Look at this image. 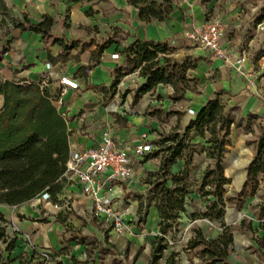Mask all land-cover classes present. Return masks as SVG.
<instances>
[{"label":"trees","instance_id":"trees-1","mask_svg":"<svg viewBox=\"0 0 264 264\" xmlns=\"http://www.w3.org/2000/svg\"><path fill=\"white\" fill-rule=\"evenodd\" d=\"M71 1L89 3L95 0ZM125 1L136 9L139 21L145 24L153 21L165 22L173 11L172 0ZM210 1L201 0V3L207 4ZM91 13V10L85 12L87 16ZM53 25V18L47 15H43L36 23L31 22L25 14L21 18L14 17L5 1L0 0V62L8 51L9 37L13 29L34 32L46 39L51 37ZM117 33L122 32L115 28L111 38L101 43L90 39L79 45L76 54L71 57L77 58L79 54L94 46V49L89 51V64L76 70L79 76L86 77L87 70L98 63L101 54L113 43V37ZM52 43L60 46V52L56 56L47 55L48 61L53 64L68 61L70 51L78 46V41H66L64 38H53ZM115 51L122 57V63L114 68V79L110 87H98L105 97L114 94L112 90L125 75L123 67L126 65L130 66L129 73L137 70V76L145 80L134 94L133 103L142 95L152 92L158 85L171 87L172 92L168 98L173 103L184 100L186 91L196 92V80L187 77L186 72L195 69L198 60L190 56H186L181 62L174 60L172 54L175 48L166 40L135 38ZM259 57H264V50H259L256 58ZM222 94L224 93L217 92L208 99L194 112V118L181 128L180 133L172 132L151 141L155 148L145 155L144 161L159 154L160 161L157 171L147 173L144 179V184L149 188L146 204L143 207L142 201L138 200L136 208L140 222L144 220L150 207H154L158 217V234L149 241L150 255L147 264H159L164 252L169 248L167 236L174 238L180 214L186 212L185 202L191 193L189 181L193 176L191 160L192 155L196 153L190 142L192 135L204 140L205 146L201 148V152L212 161V165H207L202 172L198 189L200 198L205 199V209L200 213L191 212L189 219L216 222L220 231L215 236L206 238L200 227L191 228L186 241V261L187 264H227V259L233 251V233L232 228L224 223L223 215L226 202L231 199L224 197L230 178L225 176L221 163L231 146L232 129H241L253 138L252 157L243 168L245 172L242 170L244 180L232 199L234 207L239 210L248 199L257 198L254 204L256 224L246 222L243 218L239 226H245L240 229L243 232L261 233L255 238V252L259 262L264 264V193L258 194L264 184V122L251 113L243 116L235 106L228 108L221 99ZM56 95L47 90L41 82L6 80L0 76V204L18 206L44 193L47 195L46 201L52 205L62 202L60 196L66 187L63 173L68 159L69 130L67 120L54 105ZM168 113L176 115L177 122L182 117L177 111ZM179 161L183 162L182 165L173 172L172 168ZM4 223L5 220L0 216V241L6 243L4 251L10 254L15 239L11 238L6 242L8 236L5 234ZM76 243L83 245L79 240ZM140 250L141 247L136 250L134 259ZM193 250L197 252L190 255ZM63 253V248L49 254L37 253L34 250L30 259L37 256L46 261L45 258L48 257L52 264H61L53 260ZM85 253L89 256V252ZM12 261L13 259L7 257L6 261L2 262L0 252V264ZM71 261L73 264L77 263L74 258ZM177 263V253L170 250L162 264Z\"/></svg>","mask_w":264,"mask_h":264},{"label":"crops","instance_id":"crops-1","mask_svg":"<svg viewBox=\"0 0 264 264\" xmlns=\"http://www.w3.org/2000/svg\"><path fill=\"white\" fill-rule=\"evenodd\" d=\"M4 1L14 17L21 18L25 14L34 23L38 22L43 15L50 16L54 20L51 37L46 39L30 31L19 29L11 31L8 51L0 62V76L6 80L43 82L50 91H53L54 83L62 75L79 79V89L76 92H68L64 96L63 106L59 110L61 113H67L66 120L71 143L88 147L97 136L96 129L78 124L75 119L78 112L85 116L86 124L106 119L113 122L114 131L118 135L135 141L137 136L145 131L146 121L149 119L153 122V117L146 113L149 105L152 109H159L165 113L180 112L182 114L180 126L183 128L194 117V115L187 114L186 109L190 108L196 112L217 92L224 93L221 99L228 108L235 106L243 116L251 113L260 117L259 121L264 122V66L261 61L251 62L246 58L242 64L243 71H237L184 39V34L202 21L203 5L200 0H172L173 11L169 20L153 21L148 24L139 21L136 9L129 6L125 0H95L89 3H74L71 0ZM96 2L101 5L108 4L106 11L109 18L107 24L110 27L108 31L112 30L111 33H113V29L116 28L124 35L122 40H117L114 36V42L103 51L98 63L87 70L86 77H82L76 73V70L78 67H85L89 64V51L93 50L94 46L92 45L88 50L79 54L77 58L71 56L76 54L81 43L89 41L84 39L83 34L78 33V28L90 23L89 19L92 15H98L100 9L95 6ZM115 9L120 12L114 14ZM89 10L92 14L87 16L85 12ZM58 21L65 24L58 26ZM53 38L78 41V46L70 51V58L65 63L53 64L47 59L48 54L54 57L60 52V46L52 43ZM135 38L166 40L174 48L184 47L183 50L187 56L198 60L195 69L187 71V76L196 80V92L186 91L184 100L173 103L168 98L172 92L171 87L158 85L156 91L158 87H162L163 94L156 93L162 99L151 100L142 96L130 108L127 102H124L119 105L118 113L106 114L103 106L115 94H118L117 86L112 90L114 94L111 96L108 94V97L98 90L99 86L109 88L114 79L113 70L118 63L111 59L110 54L116 52V48L121 49L122 46L131 43ZM118 41L119 45L116 43ZM118 62L119 65L122 63L121 56ZM47 71L52 73L51 77L42 78ZM137 79L139 83L137 88H139L145 80ZM147 135L151 142L150 134L147 133ZM145 162L147 161H143L142 165ZM63 194L67 196L69 191L64 190ZM40 201V206L35 199L18 206L0 204V216L5 220L3 224L5 234L15 239L10 254L5 252L6 258L13 259L7 264H20L18 259L20 254L26 255L29 261L34 250L37 253H52L62 248L64 253L56 257L61 264H73L72 258L76 260L75 264H90L82 245L76 243L78 239L70 237V229L67 228L70 225H77L75 221L78 222V220L68 215L66 222H61L55 216L56 208L46 201ZM41 209L45 212H41ZM154 216L157 227L158 217L155 209ZM239 233L240 243H243L246 233L243 231ZM234 246L235 235L233 234V250ZM240 252H245V250ZM254 257L253 264L260 263L257 256L254 255ZM227 260L231 264H237L235 260H231V255Z\"/></svg>","mask_w":264,"mask_h":264},{"label":"rangeland","instance_id":"rangeland-1","mask_svg":"<svg viewBox=\"0 0 264 264\" xmlns=\"http://www.w3.org/2000/svg\"><path fill=\"white\" fill-rule=\"evenodd\" d=\"M201 1V0H200ZM203 5V18L201 22L219 20L225 26L224 36L221 44L226 46L228 50L239 55H244L251 62L260 60L264 66V57L256 58L259 50H264V0H211ZM86 7L88 5H85ZM99 7L98 15L91 16L90 23L82 25L78 28V33L83 34L86 40L90 38L97 42H102L111 38L112 30L108 31V4L95 3ZM114 14L120 11L115 9ZM92 14V13H91ZM62 21H58V26L64 25ZM123 33H117L115 38L117 40L123 39ZM89 37V38H88ZM114 42V41H113ZM117 45L120 42H116ZM124 47V46H122ZM184 47H176L172 54V58L181 62L187 55L183 50ZM192 58V57H191ZM125 75L120 78L116 90H118V102L122 104L127 102L130 108L133 104V96L137 91L139 85L137 70L129 73V65L123 67ZM187 76V72H186ZM188 77V76H187ZM190 78V77H189ZM162 87H158L142 96L148 97L151 100L162 99L160 95ZM142 96L140 98H142ZM147 99V98H146ZM150 100V102H151ZM131 102V103H130ZM1 104V100H0ZM150 104V103H149ZM104 107V106H103ZM153 117V122L146 121L144 126L145 133L150 134V140L156 141L163 136L169 135L172 132H181L180 121L177 122V116L173 113H165L159 109H152L149 105V110L146 111ZM194 117H192L193 119ZM256 132V131H255ZM231 146L229 152L224 155L222 160V168L225 176L230 178V184L225 187V198H231L226 202L224 208L223 221L226 225L232 228V233L235 235V246L231 252V260H235L237 264H253L254 255L257 256L255 249V238L260 232H245L246 236L243 243H240V229L245 226H239L241 219L251 221L256 224L255 202L257 198L248 199L241 209L237 210L234 207L233 197L238 192L243 180V168L246 167L252 157L251 142L253 140L249 133L243 132L241 129L230 132ZM190 142L193 144V149L196 151L192 155L191 167L193 176L190 179L191 193L185 202L186 212L180 214L179 223L174 231V238L167 236V243L169 248L164 252L162 260L159 264L163 263L164 258L168 255L170 250L177 253V264H187L185 254L186 241L190 236V229L193 227H200L206 238L215 236L220 227L216 222H210L205 219L190 220L189 214L193 211L203 212L205 209V199L200 198L198 194L200 177L207 165L211 166L212 161L201 152V148L205 146L204 140L197 136L192 135ZM155 148V146H154ZM185 154V153H183ZM160 161V154L152 157L145 162L144 165L135 164L137 168L136 179L132 182H114L111 190H106L107 194L112 195V210L114 214H118V218L126 223L130 228V232L124 234H117L112 230V224L104 220L103 216H97L92 210L78 208L66 212V214H59L56 212V217L61 222H66V216L74 218L77 225H70V237L78 239L83 243L82 248L84 252H89L90 264H147L150 255L149 241L153 236L157 235V227L155 223L154 207L148 208L147 214L144 216L142 222L139 221V215L136 208L138 200L142 201L143 207L146 204L148 196V186L144 184V179L149 172H155L158 169ZM179 161L176 166L172 168L173 172L182 165ZM264 193V184L261 185L260 192ZM211 199V198H210ZM41 202V201H40ZM40 202L38 203L40 206ZM41 212H45L41 209ZM143 218V217H140ZM106 236V237H105ZM12 237H7L6 242ZM5 244L0 241V252L2 262L6 261L4 251ZM141 247L139 255L134 259L136 250ZM245 250V252H240ZM197 250L191 251L189 254L194 255ZM49 254V253H48ZM20 264H52V261L46 257L44 261L41 257L29 258L26 255L20 254L18 256ZM253 260V261H252ZM53 261H57L54 259ZM240 261V263H238ZM258 262H256L257 264ZM227 264H231L227 260ZM261 264V263H258Z\"/></svg>","mask_w":264,"mask_h":264},{"label":"built area","instance_id":"built-area-1","mask_svg":"<svg viewBox=\"0 0 264 264\" xmlns=\"http://www.w3.org/2000/svg\"><path fill=\"white\" fill-rule=\"evenodd\" d=\"M224 29V24L219 20L200 22L184 34V39L206 51L211 57L220 59L224 64L242 72L246 57L228 50L221 44ZM110 57L119 65L118 52L111 53ZM51 74L47 71L42 78L51 77ZM41 84L44 85L43 82ZM79 87L80 80L72 76L62 75L57 79L51 92L57 94L53 102L58 111L63 106L64 96L68 92H76ZM119 105L118 96L115 94L104 105V111L106 114L118 113ZM59 113L66 120L67 113ZM186 113L191 116L195 114L190 108L186 109ZM75 119L80 126L86 125L96 129L97 136L88 147L71 143L68 136V159L63 176L66 180L64 190H68L69 195H64L63 190L60 196L62 202L52 206L59 214H66L77 208L89 209L110 222L115 233L130 232L127 224L118 218V214L113 213L112 195L107 194L106 190H110L114 182L134 181L137 175L135 164H141L145 155L154 150V146L145 132L140 133L135 141H131L126 136L118 135L114 131L113 122L106 119L86 124L85 116L79 112ZM40 200L46 201L47 195L44 193L35 199L37 203Z\"/></svg>","mask_w":264,"mask_h":264},{"label":"water","instance_id":"water-1","mask_svg":"<svg viewBox=\"0 0 264 264\" xmlns=\"http://www.w3.org/2000/svg\"><path fill=\"white\" fill-rule=\"evenodd\" d=\"M249 163V162H248ZM243 171L245 172V169H243ZM228 177V176H227ZM241 187V186H240ZM240 189V188H239ZM239 191V190H238Z\"/></svg>","mask_w":264,"mask_h":264}]
</instances>
